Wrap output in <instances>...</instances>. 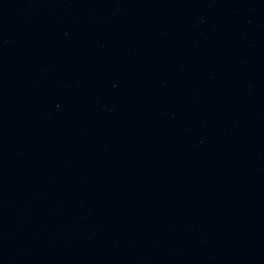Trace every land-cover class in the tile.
I'll list each match as a JSON object with an SVG mask.
<instances>
[{
    "label": "water",
    "instance_id": "water-1",
    "mask_svg": "<svg viewBox=\"0 0 264 264\" xmlns=\"http://www.w3.org/2000/svg\"><path fill=\"white\" fill-rule=\"evenodd\" d=\"M0 264H264V0H0Z\"/></svg>",
    "mask_w": 264,
    "mask_h": 264
}]
</instances>
